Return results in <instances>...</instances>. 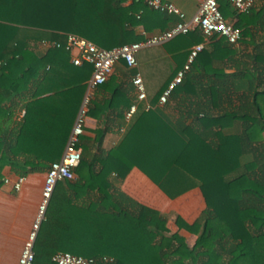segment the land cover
<instances>
[{"label": "trees", "instance_id": "trees-1", "mask_svg": "<svg viewBox=\"0 0 264 264\" xmlns=\"http://www.w3.org/2000/svg\"><path fill=\"white\" fill-rule=\"evenodd\" d=\"M123 2L0 0V185L5 166L15 175L40 172L48 168V163L59 159L66 142L65 132L60 135L59 130L52 154L30 155L35 152L37 140H42V123L49 122L48 115L34 107L41 101L57 100L62 88H50L52 96L47 99L40 97L43 94L40 90L27 96L25 91L31 80L39 87L63 74L68 81L59 86L68 85L70 91L79 93L77 108L92 72V65L88 63L80 66L68 63L69 52L63 47H52L38 57L34 48L40 41H57L63 45L66 35L75 33L108 49L141 41L145 37L141 29L145 33H159L176 22L174 15L150 9L143 0H134L127 6ZM223 3L219 0L223 17H226L227 5L237 17L233 25L241 31L239 41L244 37L253 39L258 28L264 27L262 10L256 11L254 7L239 13L229 2ZM215 37L209 39L215 41ZM203 41L202 32L196 28L162 44L178 61V66L165 63L161 71L170 72V77L153 95H149L145 86L147 98L141 102L144 106L146 103L153 106L171 78L183 68L182 59L190 51L186 48ZM214 45L222 46L223 42L216 40ZM254 46L253 65L246 63L243 69L230 75L238 74L242 88L237 93L240 103L236 107L216 115L204 107L193 113L187 110V115L195 119L191 124L175 123L158 108L143 111V105L141 111L137 108L132 115H138L139 111L137 121L127 134L132 138V164L170 198L195 186L203 194L206 207L193 223L175 218L178 228L196 235L192 245L178 232L171 233L166 215L143 210L119 190L114 196L108 188L96 189L95 181L105 179L111 170L122 179L129 166L122 169L106 166L95 171L93 162L86 159L88 146L81 135V159L74 168L75 177L63 180L65 186L58 188L61 181L55 186L34 243L33 264H55L51 256L58 251L93 258L94 264H264V43ZM136 59L142 60L139 53ZM213 59V53L204 45L165 104L179 98L182 92L199 95L191 88V82L200 70L217 75V69L207 71L206 68ZM64 62L67 70L59 66ZM119 62L126 66L123 60ZM139 70L142 71L140 66ZM218 73L223 79L227 76L223 71ZM107 80L91 92L89 116L105 113V103L93 96L96 89L110 88ZM216 94L222 95L217 91ZM17 97L24 108L20 120L14 119L13 101ZM133 100L128 101L127 108ZM142 120L148 122L143 153L141 138L134 136ZM94 132L93 141L99 145L105 131ZM210 135L217 141H212ZM126 139L111 153L123 149ZM95 190L97 194L93 193Z\"/></svg>", "mask_w": 264, "mask_h": 264}, {"label": "crops", "instance_id": "crops-1", "mask_svg": "<svg viewBox=\"0 0 264 264\" xmlns=\"http://www.w3.org/2000/svg\"><path fill=\"white\" fill-rule=\"evenodd\" d=\"M133 1L134 0H124L122 5H130ZM163 1L173 3L183 11L187 17H191L196 12L202 0ZM222 2L226 4L224 0H222ZM256 9V11L262 10L264 12V0H260L256 5ZM141 11L142 10H140V12ZM224 11L226 14L225 18L228 22L235 23L237 21V17L230 6L227 5ZM171 25H169V27ZM140 31L142 32L144 30L141 29ZM156 33H158V31L153 33L146 32L147 35ZM216 40L222 41L223 45L225 44L229 49L223 45L213 46V42ZM215 41L211 39L205 41V46L208 47L214 55L211 65H207L206 67L208 69L207 71H213L210 69H217L218 72L223 71L227 76L223 79L218 72L217 75H215L214 72L208 74L200 70L196 74V79L194 78V80H192L193 82H191V88L200 93L199 95H187L182 92L179 98L170 102V104H160L157 100L153 106L148 103L150 106L148 109L155 110L158 108L175 123L191 124L195 122V119L193 116L189 117L187 115V110L193 113V111L199 107H204L213 115H216L224 109L239 105V94L237 93H240L242 89L240 88V79L238 74L236 76L230 75L243 69L246 63L249 66L253 65L254 60L251 56L255 52L254 45L264 43V27L260 26L258 28L253 39H251V37H244V39L236 44L230 45V43L218 36L215 37ZM40 42L36 48H34L36 49L34 53H36L38 57H42L47 53L48 49L52 48L42 46ZM194 45L195 44L190 45L186 49L190 50ZM162 46V44L149 46L138 51L142 58L140 62L138 61V64L140 69H142L140 72L148 93H150L149 95H153L166 85L167 79L170 77V72L161 71L165 63H173L174 67L178 66V61H175L171 53H167ZM256 51L258 50L256 49ZM262 51L264 53V46ZM187 57L186 59H182L183 66L187 61ZM67 62L73 64L70 54H68ZM59 66L63 70L68 69L67 66H65V62L61 63ZM48 67L49 66H47L46 69H48ZM132 75L133 71H130L123 63L117 62L114 66V71H112L107 80L108 85L110 84V88L96 89L94 91L93 97L96 101L105 103L106 107L105 113H103L104 115H98V117L86 115L84 133L82 134L84 136V142L88 146L86 150V159L93 162L95 171L103 170L106 166L119 169L129 167L122 179L117 175L115 170H111L105 179L95 181L93 186H95L96 189H98V187L108 188L109 193H112L114 196H116V192L119 190L139 204L143 210H155L166 215L167 227L171 233L178 232L185 238L188 245H192L196 239V235L185 229L178 228L175 223V218L178 216L188 224L196 220L206 207L200 188L195 186L175 198H170L139 167L132 164V138L127 134L132 125L137 121L139 111H141L143 105L141 102H138L137 108H140L138 115L131 116L130 118L126 117L128 101L131 102L135 99L134 88L131 82ZM88 79L85 82L86 89L83 91L81 102L77 108L76 102L79 93L76 94L74 89L70 91L68 85L59 86L68 81L67 77H64L63 74L60 75V78L58 77V79L51 80L49 83L40 84L39 87L35 83V80H31L28 89L25 91L27 92V96H31L32 93L40 90L43 92L40 97L47 99L52 96L50 88H62H60V97L57 100L52 99L45 103L41 101L34 107V109H37L39 112L48 115L46 118H49V122L47 120L42 123V140H37L38 144L33 147L35 152H30V155L52 154V144L55 142V135L57 134L56 136H59V130L61 133L60 135H63L65 132L67 142L69 133L75 123L78 110L87 92ZM92 91L93 90L90 92ZM216 91L222 93V95L218 96ZM112 92L115 96H113ZM71 95L74 97L73 101L71 100ZM13 102L14 119L20 120L24 114L22 102L19 101L18 97ZM148 109L145 105L143 111H148ZM147 123V120L140 121L134 134V136L142 140L140 145L141 153L144 152V143L148 138ZM95 130L105 131L102 142L99 145L93 141ZM125 137L127 138V143L125 145L124 140L122 151L111 153ZM210 139L214 142L217 141V138L213 135H210ZM66 142L59 153L60 157ZM109 156L112 157L108 162L107 159ZM46 170L45 168L40 172L25 175L26 180L18 191L14 190L11 184V181L17 175L13 173L9 166H5L2 170V180L8 178L10 182L5 183L2 181L0 185V264H17L23 243L36 214ZM60 184L58 188L65 186L63 181H61ZM93 193L97 194V190ZM188 241H190V243Z\"/></svg>", "mask_w": 264, "mask_h": 264}, {"label": "built area", "instance_id": "built-area-1", "mask_svg": "<svg viewBox=\"0 0 264 264\" xmlns=\"http://www.w3.org/2000/svg\"><path fill=\"white\" fill-rule=\"evenodd\" d=\"M237 12H248L260 2V0H224ZM144 4L153 10L163 12L177 17L175 23L162 32L146 35L144 39L137 42L126 43L113 48H103L96 45L91 40L86 39L75 33L66 35L65 43L62 45L57 41L42 40L40 43L45 47H63L69 52L71 62L80 66L84 63L92 65V72L87 81V92L82 100L78 110L75 123L69 133L65 148L61 157L49 164L41 189L40 200L37 205L36 214L31 224V228L23 243L17 264H33L34 260V243L39 232L40 226L45 219V213L49 201L52 197L56 184L65 179L75 177L74 168L79 164L81 159L80 136L84 133L85 118L90 99V91L96 86L104 83L111 75L114 66L120 60H123L129 69L134 70L131 82L134 88L135 99L126 112V117L130 118L137 109V103L146 101V89L143 82L142 74L139 70L136 54L143 48L164 44L178 35H183L196 28L200 29L204 36V41L195 44L189 51L187 61L182 69L178 70L167 87L160 94L158 102L165 104L171 91L181 82L185 72L189 69L191 63L202 51L211 36L216 35L223 38L230 44H236L241 37V31L233 23L228 22L220 11L219 0H202L198 5L196 12L187 17L176 5L163 0H143ZM139 15H137V18ZM146 108H150L146 103ZM25 175H17L12 181V187L18 191L21 189ZM5 183L10 182L4 178ZM105 260V258H104ZM51 261L55 264H94L93 258H86L70 252L58 251L51 256Z\"/></svg>", "mask_w": 264, "mask_h": 264}, {"label": "rangeland", "instance_id": "rangeland-1", "mask_svg": "<svg viewBox=\"0 0 264 264\" xmlns=\"http://www.w3.org/2000/svg\"><path fill=\"white\" fill-rule=\"evenodd\" d=\"M190 243V241H188Z\"/></svg>", "mask_w": 264, "mask_h": 264}]
</instances>
